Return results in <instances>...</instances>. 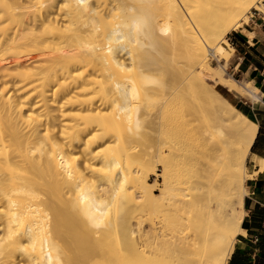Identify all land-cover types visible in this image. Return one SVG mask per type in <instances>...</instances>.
Wrapping results in <instances>:
<instances>
[{
	"label": "bare ground",
	"instance_id": "6f19581e",
	"mask_svg": "<svg viewBox=\"0 0 264 264\" xmlns=\"http://www.w3.org/2000/svg\"><path fill=\"white\" fill-rule=\"evenodd\" d=\"M257 2L0 0V264H228L258 126L216 86L258 94L209 57Z\"/></svg>",
	"mask_w": 264,
	"mask_h": 264
},
{
	"label": "crops",
	"instance_id": "0c3cea01",
	"mask_svg": "<svg viewBox=\"0 0 264 264\" xmlns=\"http://www.w3.org/2000/svg\"><path fill=\"white\" fill-rule=\"evenodd\" d=\"M236 46L230 64L232 76L251 85L257 99H247L243 107L257 126L248 157L246 211L242 228L228 264H264V13L257 14L232 34ZM247 79V80H246Z\"/></svg>",
	"mask_w": 264,
	"mask_h": 264
},
{
	"label": "rangeland",
	"instance_id": "374dc122",
	"mask_svg": "<svg viewBox=\"0 0 264 264\" xmlns=\"http://www.w3.org/2000/svg\"><path fill=\"white\" fill-rule=\"evenodd\" d=\"M255 5L256 6L252 7L250 9V11L247 12L246 16H244L240 20V24H239V26H237L236 30H232L227 35L226 39L230 36L231 33H233L234 31L239 30V28L243 24H246V23L249 22V20H250V18L252 16V13L254 12V9L255 8L257 10H259L260 12L264 13V0H258V2ZM222 45L225 46V48L227 50H229L231 53H233V54H231V57L228 60V62L222 61V60H221V62H218L217 59L216 58L213 59V57L211 55L209 57V63L215 69H221V68H223L225 70V73L223 74L224 75V78H227V79H235L240 85H242V86H248L247 84H245L243 82H240L237 77L232 76V74L230 72V64H231V62H232V60H233V58L235 56V50H232V46H229L228 44H222ZM152 53L154 54V56H153L154 58H155V55L156 54L158 55V58L161 57L158 53H154V52H152ZM156 58H157V56H156ZM153 77L155 78V81L152 83V86H157L159 84V81H161V79L162 80H165L164 77L160 76V73L159 72H156ZM240 89L243 91L242 88H240ZM216 90L221 95H223L225 98H227V100L230 101V103L232 105L236 106L239 110H241L245 115H247V112H246V110L243 107V102H245V100H247V99H254L255 100V97H253L251 94H247L244 91H243L244 92L243 95L237 96V95H234L233 93L229 92L226 88H224L223 86H220V85L216 86ZM232 95H233V97H232ZM230 96H231L232 99H230ZM153 102H154V104H153ZM153 102L149 103V106H148V108H149V110L151 111L152 114L155 113L154 109L156 111H157L158 108L160 109V106L158 104L159 101L158 100H155ZM150 108H152V109H150ZM168 108H169V117L170 118H169V120L167 122L169 123L168 129L170 130V134H175L176 137H177V139H178V137H180L179 139H181L182 138V135H184V133H185V131H184L185 130V127H184V119L182 118L183 115L180 112V110H181L180 109V103H175V104L169 106ZM156 121H158V120H156ZM160 121H161V119L157 123H159ZM153 126L154 125L151 122L150 123H145V124H142L141 129L136 130L137 134H139V135H136V139H137V140H135V147L136 148L134 150L135 151V154H134L135 155V162H134V165H133L134 167L132 166L133 167L132 169L134 171L135 170L136 171H145L146 174H148L149 177H150L151 184L154 186L155 184H160L162 182V179L161 178H157L156 176H154L152 174V172H153L154 169H157V171L159 173H161L162 168L160 167L159 164L157 165V168H156L155 167V163H156L155 161H154L155 163L154 162H151L148 165H143V162L144 161L141 160L142 159L141 157L145 155L147 149L152 144V141H151L152 139L151 138L154 135L153 129H155V127H156V126L155 127H153ZM161 138H163V135L161 136ZM76 154L79 155L78 153H76ZM179 162L177 161L176 163L178 164ZM248 165L249 164H248V159H247V167H248ZM140 169H142V170H140ZM248 174H249V172H248ZM157 194H158V192H157ZM246 195H247V193H246ZM246 195H245V197H246Z\"/></svg>",
	"mask_w": 264,
	"mask_h": 264
},
{
	"label": "built area",
	"instance_id": "2783aa9c",
	"mask_svg": "<svg viewBox=\"0 0 264 264\" xmlns=\"http://www.w3.org/2000/svg\"><path fill=\"white\" fill-rule=\"evenodd\" d=\"M260 13H262V12H260L259 10H257V9L255 8V9H254V12L252 13V16H251L249 22H250V21H251V20H252L257 14H260ZM249 22H248V23H249ZM232 34H233V33H231L230 36L227 38V42H228L229 45L232 46V48L234 49L235 46H236V43H235L234 39L232 38Z\"/></svg>",
	"mask_w": 264,
	"mask_h": 264
}]
</instances>
